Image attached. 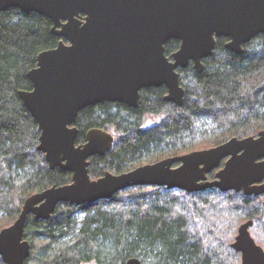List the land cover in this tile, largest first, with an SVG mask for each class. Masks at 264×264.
<instances>
[{"label":"trees","instance_id":"16d2710c","mask_svg":"<svg viewBox=\"0 0 264 264\" xmlns=\"http://www.w3.org/2000/svg\"><path fill=\"white\" fill-rule=\"evenodd\" d=\"M51 25L33 11L0 12V230L16 219L28 195L71 180L70 172L50 169L36 149L37 123L18 95L32 89L26 74L36 55L59 41ZM225 41L216 39L200 73L191 65L177 69L184 88L181 106L164 101L166 88L160 85L141 89L136 107L104 101L79 111L77 144L92 127L114 136L105 155L89 158L91 178L264 129V35L243 44L239 54L226 49ZM164 47L169 56L179 41L170 39ZM147 116L157 122L145 126ZM248 219L264 249V194L131 186L91 203L59 202L46 220L29 215L24 238L30 254L24 264H125L130 257L141 264H241L231 243Z\"/></svg>","mask_w":264,"mask_h":264},{"label":"water","instance_id":"95a60500","mask_svg":"<svg viewBox=\"0 0 264 264\" xmlns=\"http://www.w3.org/2000/svg\"><path fill=\"white\" fill-rule=\"evenodd\" d=\"M8 8L46 16L50 32L59 37L55 47L36 55L26 74L32 89L18 90V95L37 123L36 149L50 169L70 172L71 180L24 199L16 219L0 230L4 264H24L30 254L24 238L28 216L49 219L59 202L91 203L140 185L264 194V129L91 178L89 158L105 155L114 136L92 127L77 144L75 125L86 106L106 101L136 107L140 90L151 86L163 85V100L181 106L184 88L177 69L191 62L200 73L219 37L228 39L226 49L242 53L243 44L264 35V0H0V12ZM170 39L179 47L169 57L164 45ZM211 172L213 179H208ZM252 224L248 219L238 226L231 247L240 253L241 264H264V249L249 230ZM125 264L141 263L130 257Z\"/></svg>","mask_w":264,"mask_h":264},{"label":"rangeland","instance_id":"374dc122","mask_svg":"<svg viewBox=\"0 0 264 264\" xmlns=\"http://www.w3.org/2000/svg\"><path fill=\"white\" fill-rule=\"evenodd\" d=\"M157 122V118L156 117H150V116H147V120L145 122V126H149V125H152L154 123ZM205 149V148H204ZM199 150V149H197ZM183 154V153H182ZM145 163H149V162H140V164H137L135 167L139 166V165H142V164H145ZM260 245V244H259ZM263 248V247H262ZM85 264H94L93 261H87L85 262Z\"/></svg>","mask_w":264,"mask_h":264},{"label":"flooded vegetation","instance_id":"af4514ba","mask_svg":"<svg viewBox=\"0 0 264 264\" xmlns=\"http://www.w3.org/2000/svg\"><path fill=\"white\" fill-rule=\"evenodd\" d=\"M224 38H225V37H224ZM227 40H228V39L226 38V41H227ZM226 41H225V42H226ZM169 57H170V55H169ZM189 65L192 66V63L190 62ZM189 65H188V66H189ZM140 91H141V90H140ZM165 93H166V92H165Z\"/></svg>","mask_w":264,"mask_h":264},{"label":"bare ground","instance_id":"6f19581e","mask_svg":"<svg viewBox=\"0 0 264 264\" xmlns=\"http://www.w3.org/2000/svg\"><path fill=\"white\" fill-rule=\"evenodd\" d=\"M1 258V257H0Z\"/></svg>","mask_w":264,"mask_h":264}]
</instances>
